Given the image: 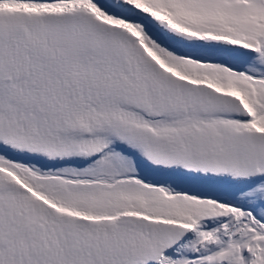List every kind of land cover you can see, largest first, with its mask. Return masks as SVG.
<instances>
[{
    "label": "snow or ice",
    "instance_id": "6c2138e0",
    "mask_svg": "<svg viewBox=\"0 0 264 264\" xmlns=\"http://www.w3.org/2000/svg\"><path fill=\"white\" fill-rule=\"evenodd\" d=\"M0 264H264V0H0Z\"/></svg>",
    "mask_w": 264,
    "mask_h": 264
}]
</instances>
